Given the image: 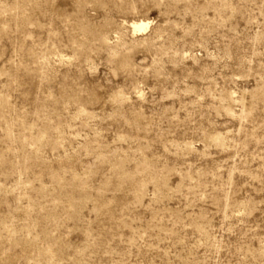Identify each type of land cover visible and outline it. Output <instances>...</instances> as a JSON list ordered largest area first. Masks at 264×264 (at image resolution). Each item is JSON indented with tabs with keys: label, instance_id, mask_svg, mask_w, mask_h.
Segmentation results:
<instances>
[{
	"label": "rangeland",
	"instance_id": "obj_1",
	"mask_svg": "<svg viewBox=\"0 0 264 264\" xmlns=\"http://www.w3.org/2000/svg\"><path fill=\"white\" fill-rule=\"evenodd\" d=\"M0 264H264V0H0Z\"/></svg>",
	"mask_w": 264,
	"mask_h": 264
},
{
	"label": "bare ground",
	"instance_id": "obj_2",
	"mask_svg": "<svg viewBox=\"0 0 264 264\" xmlns=\"http://www.w3.org/2000/svg\"><path fill=\"white\" fill-rule=\"evenodd\" d=\"M134 25V24H133ZM135 26V30L138 31V33L142 30L145 31L146 27L148 28V26L144 25V24H139V25H134Z\"/></svg>",
	"mask_w": 264,
	"mask_h": 264
}]
</instances>
